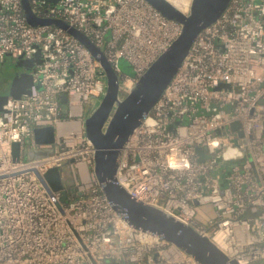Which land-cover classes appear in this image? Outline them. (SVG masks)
<instances>
[{
  "label": "built area",
  "instance_id": "built-area-1",
  "mask_svg": "<svg viewBox=\"0 0 264 264\" xmlns=\"http://www.w3.org/2000/svg\"><path fill=\"white\" fill-rule=\"evenodd\" d=\"M30 3L37 15L65 19L101 46L123 90L182 28L148 0ZM38 51L29 92L9 94L0 110V264H200L174 241L125 219L94 170L89 183L75 184L80 194L64 200L61 190L48 191L37 172L67 161L93 168L95 148L84 130L48 144L36 141L35 128L83 113L107 85L101 62L77 37L59 25L30 23L22 0H0V58ZM122 57L133 75L122 72ZM48 146L51 154L27 158L29 149ZM116 176L136 200L193 225L229 259L264 264V0H230L197 33L129 134Z\"/></svg>",
  "mask_w": 264,
  "mask_h": 264
},
{
  "label": "water",
  "instance_id": "water-1",
  "mask_svg": "<svg viewBox=\"0 0 264 264\" xmlns=\"http://www.w3.org/2000/svg\"><path fill=\"white\" fill-rule=\"evenodd\" d=\"M50 1L57 2V0ZM148 1L166 17L180 22L182 28L168 48L146 69L127 93L121 95L120 76L101 46L65 19L37 15L30 0H22L25 15L30 23H49L63 27L86 45L101 62L107 88L98 105L85 117L84 133L95 148L94 174L116 210L135 226L174 241L194 255L200 264H238L229 259L207 234L158 206L136 200L117 179V168L129 134L142 122L159 98L187 55L197 33L214 21L230 2V0H191L189 11L185 12L170 0ZM41 61L40 51L32 58H24L21 55L16 57L11 68V82L8 87L0 89V110H3L9 94L20 97L29 92V87L33 84L32 71L37 69V64ZM61 98L65 101L66 95H62ZM34 131L38 143L55 142L54 125L36 127ZM13 148L14 156L18 158L20 143L14 142ZM198 150L203 154V148L198 147ZM53 151L54 148L51 146L31 148L27 152V158L46 156ZM37 174L49 192L61 190L63 199H67L68 189L63 183L59 167H52L43 175L38 172ZM113 264L122 263L115 261Z\"/></svg>",
  "mask_w": 264,
  "mask_h": 264
},
{
  "label": "rangeland",
  "instance_id": "rangeland-1",
  "mask_svg": "<svg viewBox=\"0 0 264 264\" xmlns=\"http://www.w3.org/2000/svg\"><path fill=\"white\" fill-rule=\"evenodd\" d=\"M173 3H179L181 0H170ZM191 2V1H190ZM188 12V11H187ZM6 60L2 61L0 60V78L2 80L1 83L3 82H7L8 77L11 78V74L9 76V72L11 68L14 66L15 63V59L16 57L11 55V54H7L5 56ZM119 66L122 70V72L128 74V75H133L135 73L134 67L133 65L125 58L122 57L119 60ZM3 84H7V83H3ZM2 88L4 89V86H2ZM128 90H123L122 87H120V94L124 95L127 93ZM99 103V99L98 98H92L90 102H88L86 104V106L88 105V109H86L87 107L85 106L83 113L87 116ZM86 109V110H85ZM68 162V164H67ZM64 163V165L60 168V171L62 172V180L64 185L67 188H70V190H72L73 188L76 187V183L80 178V174H79V169L77 168V166L73 167L72 165L69 164V161H67ZM218 171H221V168L218 167L217 168ZM90 172H91V177L93 176L92 172H93V168L90 167ZM198 209L201 211L207 210L209 211L210 214L213 213V210L207 205H201L198 206Z\"/></svg>",
  "mask_w": 264,
  "mask_h": 264
},
{
  "label": "crops",
  "instance_id": "crops-1",
  "mask_svg": "<svg viewBox=\"0 0 264 264\" xmlns=\"http://www.w3.org/2000/svg\"><path fill=\"white\" fill-rule=\"evenodd\" d=\"M5 56L3 58H0V60L5 61L6 60ZM8 72H9V76H10V73H12V71L8 70ZM11 76H12V74H11ZM1 82H2V80L0 78V89L2 88V86H4V88H6L9 86V84L11 82V78L8 77L7 82L6 81L3 82V83H7V84H3ZM85 117H86V115L84 113L77 112L72 118L62 120L61 122H59L58 124L55 125L56 136L66 137L72 131L82 132L84 130ZM67 164H68V162H67ZM69 164L72 165L70 161H69ZM77 168L79 169V174H80L79 180H80V182H82L84 184L89 183L91 180V172H90L89 163L87 161L80 162L77 165ZM61 174H62V172H61ZM67 189H68V192L70 194L79 193L77 187L73 188L72 190H70V188H67Z\"/></svg>",
  "mask_w": 264,
  "mask_h": 264
},
{
  "label": "bare ground",
  "instance_id": "bare-ground-1",
  "mask_svg": "<svg viewBox=\"0 0 264 264\" xmlns=\"http://www.w3.org/2000/svg\"><path fill=\"white\" fill-rule=\"evenodd\" d=\"M190 1L191 0H181L178 4L177 3L174 4L182 10H186L189 7Z\"/></svg>",
  "mask_w": 264,
  "mask_h": 264
},
{
  "label": "trees",
  "instance_id": "trees-1",
  "mask_svg": "<svg viewBox=\"0 0 264 264\" xmlns=\"http://www.w3.org/2000/svg\"><path fill=\"white\" fill-rule=\"evenodd\" d=\"M62 104L65 105V104H67V102H62ZM86 107H87L86 109H88V105ZM62 116L63 117H67L68 116V113H66V112L65 113H62Z\"/></svg>",
  "mask_w": 264,
  "mask_h": 264
}]
</instances>
